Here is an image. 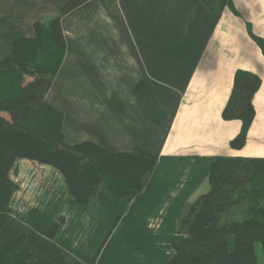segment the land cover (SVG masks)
Here are the masks:
<instances>
[{
	"label": "crops",
	"instance_id": "crops-1",
	"mask_svg": "<svg viewBox=\"0 0 264 264\" xmlns=\"http://www.w3.org/2000/svg\"><path fill=\"white\" fill-rule=\"evenodd\" d=\"M68 0H0V63L33 24ZM209 11L200 0H90L61 17L65 55L44 102L62 114L67 145L90 142L114 153L141 149L157 163L122 213L98 185L79 205L54 167L17 159L7 208L37 234L53 223V242L82 264H168L183 209L209 191L218 157L264 159V0H231ZM261 81L244 147L230 142L241 123L222 111L237 71Z\"/></svg>",
	"mask_w": 264,
	"mask_h": 264
},
{
	"label": "trees",
	"instance_id": "trees-1",
	"mask_svg": "<svg viewBox=\"0 0 264 264\" xmlns=\"http://www.w3.org/2000/svg\"><path fill=\"white\" fill-rule=\"evenodd\" d=\"M88 1L68 0L55 17L35 22L34 37L15 41L10 56L0 63V264H82L53 242L59 223L37 234L11 216L7 204L16 185L8 174L17 159L56 168L82 206L102 184L122 213L157 163L154 155L141 149L114 153L90 142L67 145L62 114L44 102L65 55L61 17ZM105 1L117 11L116 0ZM200 1L209 11L228 8L237 14L231 0ZM247 30L264 56V39L249 26ZM260 84L250 72L234 75L221 114L226 121L241 123L230 142L233 150L245 145ZM208 183L209 191L183 209L178 233L184 239L175 245L176 255L168 264H257L255 243L264 256V159L218 157ZM242 205L245 209L237 218L236 209Z\"/></svg>",
	"mask_w": 264,
	"mask_h": 264
},
{
	"label": "rangeland",
	"instance_id": "rangeland-1",
	"mask_svg": "<svg viewBox=\"0 0 264 264\" xmlns=\"http://www.w3.org/2000/svg\"><path fill=\"white\" fill-rule=\"evenodd\" d=\"M244 209H245L244 205H242L236 209L238 211V214L236 216L237 218H240V216H242V212ZM229 243H230V246L232 247V244H233L232 240H230ZM254 252L256 255V259H257V264H264V256H263L262 249H261V246L259 243L254 244Z\"/></svg>",
	"mask_w": 264,
	"mask_h": 264
}]
</instances>
